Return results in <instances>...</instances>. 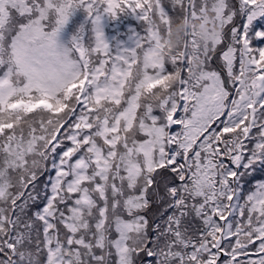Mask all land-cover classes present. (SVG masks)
I'll return each mask as SVG.
<instances>
[{"label":"snow or ice","instance_id":"6c2138e0","mask_svg":"<svg viewBox=\"0 0 264 264\" xmlns=\"http://www.w3.org/2000/svg\"><path fill=\"white\" fill-rule=\"evenodd\" d=\"M0 264H264V0H0Z\"/></svg>","mask_w":264,"mask_h":264}]
</instances>
